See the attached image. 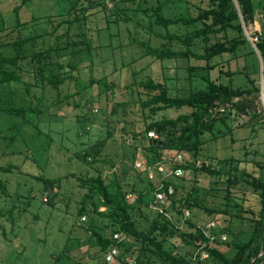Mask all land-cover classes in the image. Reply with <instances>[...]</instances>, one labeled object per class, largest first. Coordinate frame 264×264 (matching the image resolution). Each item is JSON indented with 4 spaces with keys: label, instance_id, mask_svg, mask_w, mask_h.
<instances>
[{
    "label": "rangeland",
    "instance_id": "obj_1",
    "mask_svg": "<svg viewBox=\"0 0 264 264\" xmlns=\"http://www.w3.org/2000/svg\"><path fill=\"white\" fill-rule=\"evenodd\" d=\"M72 1L33 0L19 10L21 24L15 28L13 7L18 0H0L1 55L13 53L11 44L17 39L35 37L21 47L22 59L17 67L1 64L3 68L17 71L20 80L0 84V109L18 106L41 109L38 116L31 112L22 117L9 116L0 110V164L15 166L10 172H0V179L8 191L7 196L0 193V264H138L136 259L141 244L127 234L121 235L128 247L120 251L122 258L104 262V255L91 231L110 237L117 233L118 224L94 213L89 201L85 203L88 213H79L86 189L80 186L78 178L100 172L109 191H115L119 183L128 192L127 200L139 206L137 192L144 189L145 181L133 163L142 158L148 165L146 122L154 118H174L191 110L167 108L152 114L140 105L149 96L148 89L140 83L152 79L164 83L169 95L186 96L191 89L206 86L204 77L234 87L246 85L241 72L243 67L252 77L258 78V83L260 80L263 61L251 37L248 38L262 31L264 18L259 8L254 21L243 27L248 41L239 47L237 56L229 53L215 56L209 60L208 65H215L210 69L203 60L155 59L145 55V47L140 44L145 42L155 47L166 42L160 36L166 33L165 28L156 25L152 16L158 5L163 17H191L198 13V7H205L208 0H118L114 3L105 0L104 7L94 6L88 10L79 7L87 4L81 0L75 11L70 9ZM234 2L237 5V1ZM76 15L80 22L66 23ZM200 27V23L170 26L169 31L184 34ZM80 33L91 42L90 50L79 42ZM228 34L233 36L234 32ZM219 37L221 34L211 36L210 42ZM197 42L193 48L203 52L201 41ZM171 46L181 48L176 41ZM48 49H51L53 63L45 69V77L41 79L34 75L31 55ZM72 64H76V69H70ZM70 70L73 78H67L59 88L46 80L50 72H59L60 77H65ZM229 71L233 73L231 76L227 75ZM90 78L100 83L84 88L82 85ZM76 79L81 80L78 87ZM259 110L257 99L255 109L246 114L232 113L224 123L220 121L223 115L211 117L215 119L214 125L201 137L198 158L192 151H183L188 162L194 165V159L196 169L202 163L221 171L234 167L236 169L230 173L239 177L246 168L264 179V169L259 173L253 163H264L263 147L256 143L257 138L264 142V115ZM23 120L28 121L27 124ZM253 129H258L255 138ZM85 151L92 152L95 160L91 156L83 161L80 153ZM35 177H60V181L48 197L45 185ZM177 181L180 186L175 195L178 201L175 207L182 212L187 210L189 216L184 212L180 216L171 208V202L168 207L181 231L191 230L185 218L201 225L212 217L195 206L198 200L203 205L223 207V175L190 168ZM154 184L159 185L158 179ZM240 188L248 191L246 201L231 198L228 202L230 215L217 214L210 219L227 235V240L218 244L227 256L233 253L228 242L244 241L248 237L247 222L233 217L234 211L240 204L245 208L257 201L248 187L240 185ZM186 196L190 209L183 207L186 201L181 199ZM93 198L97 200V196ZM143 205L140 211L132 210L131 217L139 229L146 230L155 210ZM98 211L106 212V208L100 205ZM166 242L168 249L173 247L172 252H179L191 264H210L197 260V247L184 245L179 235L168 237ZM139 264L170 263L150 255L143 256Z\"/></svg>",
    "mask_w": 264,
    "mask_h": 264
},
{
    "label": "trees",
    "instance_id": "obj_2",
    "mask_svg": "<svg viewBox=\"0 0 264 264\" xmlns=\"http://www.w3.org/2000/svg\"><path fill=\"white\" fill-rule=\"evenodd\" d=\"M33 0H18V4L13 7V12L15 14L16 23L15 28L19 27L21 22L19 21V10L21 7L27 5ZM81 0H73L71 2V10H76V4ZM86 5H80L81 9L92 8L94 6H105V0H85ZM111 2H116L118 0H110ZM237 5H235L234 0H208L205 7H198V13L195 16L183 17L179 16L177 18L163 17L161 14L160 6L158 5L153 9L152 16H154V22L156 25L165 28V34H159L165 39V43H161L159 46H150L145 42L140 44L145 47L144 54L151 56L155 59H195L203 60L206 64H209V60L215 56L221 55L223 53H229L233 57L237 56V50L240 46L247 43V38L244 35L243 27L254 21V16L256 9L261 12L264 18V0H236ZM84 2V1H82ZM70 4V5H71ZM80 22V18L76 15L73 19H69L66 23ZM201 24L200 28H192L190 31H186L184 34L177 32H170V26H188ZM234 32L233 36H229V32ZM221 34V37L217 38L216 41L210 42L211 36H217ZM258 40L254 43L256 49L260 53L261 59L263 61L264 68V25L262 26L261 32L254 33ZM80 41L87 49L90 50L91 42L85 38V36L80 33L78 35ZM35 37L22 38L14 41L11 46L13 53L9 55H1L0 53V84L19 81L20 76L17 71L13 69L3 68L1 64H10L13 67H17L19 61L22 59L20 54L21 47L33 40ZM176 41L181 45V48H172L171 44ZM201 41L204 49L203 52L194 49V43ZM67 44H69L67 42ZM67 46V45H66ZM56 49V48H55ZM51 49L45 51H38L32 53L31 61L35 68L34 75L43 79L45 77L44 71L52 65L51 59ZM232 57V58H233ZM215 65H208V68H213ZM62 65H59V68ZM71 70L76 69V64L70 66ZM71 70L66 73L65 77H60L58 73L52 74L51 72L47 75V82L53 87L59 88V85L63 83L67 78H73ZM246 79V85L234 87L230 83L224 84L222 82H217L210 77H204L206 81V86L200 89H191L186 96H171L168 94V89L164 83L154 82L152 79L141 82V86L148 89L149 96L141 101L140 105L142 108H148L149 111L154 114L163 109L167 108H182L187 107L191 110L187 113L179 114L174 118L162 117L154 118L145 125V137L147 138V150L150 154L146 156V162L148 165H154L157 161L163 160L164 158L172 157L178 152H193L194 157L198 158L199 147L202 145L201 137L208 130H212L215 119H211L208 115L209 108L214 104L225 105L233 100L232 106L229 107L228 111L220 118V121L224 123L225 118H227L232 113L246 114L249 110L255 109L257 99H259L260 85L258 83V78L252 77V74L245 70L241 71ZM232 72H227V75H232ZM257 75V73L255 74ZM80 81L76 79L77 87L80 86ZM93 83H100L93 78H90L87 83L82 86H91ZM264 91V87H263ZM66 98V97H65ZM61 100V98H60ZM40 103V102H39ZM3 113L11 116L22 117L27 113L41 112V109L35 106H18L0 109ZM151 118V117H150ZM27 124L28 121L23 120ZM149 131L154 132L156 137H149L147 134ZM97 152V151H96ZM173 153L168 156L167 153ZM92 152L85 151L80 153V158L83 161H88L92 156ZM94 158V156H92ZM95 160V158L93 159ZM192 163L195 165L196 161L193 159ZM254 166L262 171L264 169V163L258 161H253ZM188 162L185 157L184 162L179 165L185 171L193 168L194 170L204 171L211 175L221 176L223 175L225 180V195L222 200L224 201L222 205L207 206L200 203H195V206L202 208L207 215L212 216L210 219L215 218L217 214L230 215V209L228 202L231 198L239 199L242 198L246 201L245 194L248 191L240 190V185L248 187L250 193L257 200L253 205L243 207L241 204L234 211L233 217L240 218L242 221L247 222L248 237L244 241H233L227 244L232 247L233 253L231 256L225 255L218 244L220 241L216 240L214 243H210L208 239L205 238L201 231V227L204 224L193 222L189 217L185 218V222L190 231H181L180 227L174 221L172 213H170L169 207H165V211L169 212V216L164 213L153 212L154 218L150 222L149 228L146 230L139 229L137 223L133 221L131 217V211H140L142 209L143 203L144 207H148L153 200V191L155 189V184L151 182L147 177L146 170H141L145 181V187L142 191L137 192V202L139 206L136 207L131 202L127 200L128 192L123 190L122 186L118 183L115 191H109L104 178L100 172L95 176L89 177H79L80 186L86 189V192L82 196V204L79 209V213H88V209L85 206L86 201L90 202L92 211L100 217H107L113 219L118 224V229L116 232L127 234L134 237L140 242L137 262L143 256L149 257L154 255L159 258L161 262H169L170 264H191L189 260L185 257H181L180 253L172 252L168 249L167 238L173 235H179L184 245L198 247V241H206L204 250L208 253L207 258L201 259L205 260V263L210 264H249L250 261L257 256L259 253L264 251V179L260 177V174H255L254 172H249L246 168L242 169L241 176L231 174L230 171L236 168H229L226 171L216 170L210 165L202 163L197 169L195 166ZM15 166L13 164L1 165L0 172H10ZM45 185V194L50 197L47 192L48 188L53 189L58 182L60 177L55 178H43L35 177ZM180 177L167 176L162 179L163 186L159 189L160 191H166L168 186L174 189V194L171 198V208L177 211V213L182 216L183 212L179 208L175 207V203L178 202L175 198L177 189L179 188V182L177 179ZM240 178V180H239ZM239 186V188H236ZM239 191H234L238 190ZM246 189V190H247ZM132 191V189H131ZM130 191V192H131ZM0 193L7 196L8 191L6 189L5 183L0 179ZM146 195V196H145ZM148 195V196H147ZM53 196V195H51ZM97 196V200L93 198ZM147 198V201L145 199ZM191 199V197H190ZM184 202L183 207L191 208V204L187 196L182 198ZM193 200V199H192ZM106 208V212L98 211L99 206ZM214 215V216H213ZM210 219L208 221H210ZM206 221V222H208ZM220 231L216 230V233ZM231 234V233H229ZM91 235L95 238L97 245L99 246L100 252L104 255L111 247L118 248L117 259L120 258V251L123 247L127 249L126 244L122 241L117 242L113 239V236L104 237L98 231H91ZM236 237V236H233ZM172 246V245H170ZM174 246V245H173ZM197 249V248H196ZM197 260H200V255L197 254ZM104 262L107 261L104 258ZM141 262V261H140ZM148 262V260H147ZM201 262V261H200ZM149 263V262H148ZM136 264V263H135ZM253 264H264V257H260Z\"/></svg>",
    "mask_w": 264,
    "mask_h": 264
},
{
    "label": "built area",
    "instance_id": "obj_3",
    "mask_svg": "<svg viewBox=\"0 0 264 264\" xmlns=\"http://www.w3.org/2000/svg\"><path fill=\"white\" fill-rule=\"evenodd\" d=\"M251 37V42L254 44L257 41V37L250 35L248 38ZM256 49V48H255ZM258 52V50L256 49ZM259 85H260V93H259V99L258 103L260 105V110L258 112H261L264 114V68L261 66V75H260V80H259ZM233 100H231L230 103L225 104V105H219V104H214L212 105L209 110H208V115L210 117H215L218 115H224L230 106H232ZM149 137H156L154 132L149 131L147 134ZM185 160V156L183 152H178L174 154L172 157L169 158H164L163 160L157 161L154 163V165H146L144 159H139L138 161H135L133 163V166L135 169L141 171V170H146L147 172V177L151 182H155V179H158L159 185H155V189L153 191V200L149 205V208L155 210L156 212L159 213H164L165 215L169 216V212L166 210L165 207H168V205L171 202V198L174 194V189L171 186H168L166 191H160L159 189L163 186L162 179H164L167 176H174V177H181L184 170L181 165ZM185 216H189V212L187 210H183ZM218 228V225L216 221L212 220L203 225L201 227V231L203 235L205 236L206 239L210 243H214L216 240L223 242L227 240V235L226 233H223L221 231H218L216 233V230ZM121 235L124 237L122 233H114L113 234V239L117 242L122 241L123 239L121 238ZM197 244L199 245L195 251V256L197 254L200 255V259H205L208 256V253L204 250L205 245L207 244L206 241H198ZM118 248L117 247H111L105 254L104 258L106 261H112L116 258L118 254Z\"/></svg>",
    "mask_w": 264,
    "mask_h": 264
},
{
    "label": "crops",
    "instance_id": "obj_4",
    "mask_svg": "<svg viewBox=\"0 0 264 264\" xmlns=\"http://www.w3.org/2000/svg\"><path fill=\"white\" fill-rule=\"evenodd\" d=\"M264 115V114H263ZM254 127L255 128H257V125H254ZM258 129H253V138H255V136H257L258 135V131H257ZM257 131V132H256ZM256 143H257V145L258 146H261L262 145V147H263V150H264V142L263 143H261V139H256Z\"/></svg>",
    "mask_w": 264,
    "mask_h": 264
},
{
    "label": "water",
    "instance_id": "obj_5",
    "mask_svg": "<svg viewBox=\"0 0 264 264\" xmlns=\"http://www.w3.org/2000/svg\"><path fill=\"white\" fill-rule=\"evenodd\" d=\"M259 57L261 58V56L259 55ZM48 193L51 194V188H48ZM260 257H264V251L259 253L257 256H255L249 264H253L255 261H257Z\"/></svg>",
    "mask_w": 264,
    "mask_h": 264
}]
</instances>
